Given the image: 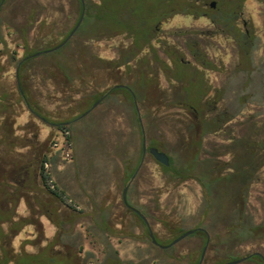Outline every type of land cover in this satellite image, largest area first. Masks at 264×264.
Segmentation results:
<instances>
[{"label":"rangeland","instance_id":"rangeland-1","mask_svg":"<svg viewBox=\"0 0 264 264\" xmlns=\"http://www.w3.org/2000/svg\"><path fill=\"white\" fill-rule=\"evenodd\" d=\"M124 1L148 23L154 20L157 6L164 3V0ZM184 1L172 2L179 7ZM226 1L219 0V6L226 8ZM231 2L228 6L235 9L236 18L249 20L264 0ZM79 14V0H9L0 10V179L7 172L12 182L22 185L21 189L18 187L16 219L29 218L11 245L16 252L42 250L38 258L30 257V264H74L70 259L73 256H78L82 264H197L205 244L203 234L195 232L169 248H161L152 242L141 218L125 205L123 192L128 186L130 204L144 211L160 245H170L186 230L202 228L205 223L206 201L200 180L187 178V170L166 172L168 167L150 153L143 165L138 166L143 155L137 106L147 129V142H153L166 153L169 150L179 153L180 161L188 156L191 161L195 155L189 154L188 149L193 141L194 119L182 104L191 74L179 79L173 60L164 50L199 68L188 42L200 49V32L205 28L214 31L216 27L196 15L178 13L169 18L160 25L154 40L160 58H153L146 48L143 54L148 58L142 64L148 67L150 75L148 80L145 75H138L136 81L135 71L127 68L137 62L132 61L122 69L109 64L108 60L117 61L121 52L132 46V37L119 33L121 27L117 25L104 28L84 24L61 48L35 55L61 44ZM184 31L192 34L186 35ZM208 40L210 53L216 56L219 67L208 73L209 83L228 84V95L221 103L225 106L233 100L232 93L246 74L241 73L231 81L238 57L230 39L214 33ZM261 40L264 52V36ZM258 55L254 61L261 72L256 76L264 72V58ZM25 56L28 58L17 78L18 62ZM140 79L144 85L138 83ZM124 84L129 85L128 89L115 87ZM261 84L257 81L250 87L254 97L237 121L252 112L264 117ZM191 85L192 98L198 101L200 80ZM113 86L110 96L93 107L96 99ZM234 122L231 127L236 130ZM62 123H69L70 146L66 144V133L56 126ZM222 137L211 135L205 141L206 147L215 152L212 141L225 140ZM44 158L48 160L46 168L53 183L64 191L75 210L54 198L43 185L39 170ZM258 178L249 192L248 212L252 222L261 224L264 170L259 171ZM217 207L214 203L210 209L222 219L227 207L218 210ZM8 226L5 225L7 230ZM225 242L233 240L225 236ZM235 250L224 257L208 248L203 264H224L227 259L238 260L256 251L264 254V238L237 244ZM239 264L263 263L254 256Z\"/></svg>","mask_w":264,"mask_h":264},{"label":"flooded vegetation","instance_id":"flooded-vegetation-1","mask_svg":"<svg viewBox=\"0 0 264 264\" xmlns=\"http://www.w3.org/2000/svg\"><path fill=\"white\" fill-rule=\"evenodd\" d=\"M84 1H85V15H86L87 0ZM172 1L173 0H165L164 3H160L157 6L156 10L161 12L164 9L166 11H169L167 12L168 14L163 18H159L160 12L159 13L157 12L156 14H154V20L149 23L144 18L138 17L136 13L137 11L130 10V8L125 9L124 13L126 17L125 19L122 20V22L124 23V26L126 25L127 27L121 29L119 33L121 32L128 33L132 37V46L128 50H123L121 52V55H119L117 61L108 60L109 64L114 66L117 64L116 66L119 69H122V66L128 67L130 63H132V61H135L137 62L135 66L134 67L131 66L130 68H127V71L128 69L130 71H135V75L137 76L136 81L138 80V75L141 76L145 75L147 78V75L148 74L150 75V72L147 71L148 67L144 68L142 62H144V59L148 58V56L143 53H145L144 51L146 48H149L153 53V58L156 59L160 58L158 47L154 46V40L157 37V32L160 29L161 24H163L169 18H171L172 16L178 13H184L187 16L196 15L201 18H205L208 20L210 25L216 27V30L214 31L205 28L200 32L201 33L200 49L197 48L196 45H191V43L188 42V46L190 47V51L192 52L195 61L200 65L199 68L194 66L191 61H184L180 55L171 54V51L169 50H164V53H166L167 56L173 60L175 66H176L175 60H181L182 62H188L192 64L195 70L198 69L200 72L199 80L201 83L200 90H201L202 106H203L202 122L207 124V127L209 128L210 126H212L211 124L214 119L219 122L218 126L213 127L214 128L213 130L206 132L202 138V148H203L202 154L206 162L211 163L212 166H217L218 169H222L224 173H231L235 170V164L239 163L241 156H243L245 159H247V161L250 162V166H249L250 169L255 171L245 191L246 195L248 196V209L250 212L249 192L252 187V183L256 181L258 178L259 171L264 170V117H260L259 115L252 112L251 114L245 116L242 120L237 121L236 119L240 115L242 109L249 102H251L252 98L254 97V92L250 91V87H254L255 82L258 81L262 83L261 85L262 88L264 89V72H262L260 76H256V73H260L261 70L259 69L260 67H258V65H256L254 61L257 54H259L258 57L264 58V52H261V48L263 44V40H261V38L264 36V3L261 4L259 10L255 9L254 17L247 20V19L236 18L235 9L232 8V5L228 6L230 3H232L231 0L230 1L225 0L226 8L224 9L221 6H219V0H197L195 2L191 0L188 1L185 0L183 4L179 5V7H176V5L173 4ZM213 2L215 5H213ZM79 4H80V14L78 20L63 41H65L68 38V36L71 34V32L74 30V28L77 26V24L80 21V18L83 13V4L81 0H79ZM151 13L154 12L151 11ZM82 24L80 25V27L73 36L76 35V33L82 27ZM143 24H148L150 27V34H148V37H150V39H147L146 36L144 35ZM108 33L112 34V31H108ZM184 33L186 35L192 34L191 32L187 33L186 31H184ZM214 33L222 37H226L234 43V44L232 43V49L235 48L236 50L238 62L234 66L231 72L233 75L231 81L235 76L236 78H238L239 74L241 73L246 74V78L242 79L240 87L239 85H236L237 91L232 93L233 100L229 101L225 106L221 105V103H223L226 96L228 95V87H227L228 84L223 86H216V85L213 86L209 83V79H208V73L211 71H216L219 68L214 58L216 56L215 55L213 56L210 53L211 47H210V41L208 40V38L211 37V34ZM73 36L71 38H73ZM108 36H112V35H108ZM27 58L28 56L22 58L18 62L17 68L20 69ZM195 78H197V76H195ZM138 83H141L142 85L145 84L142 83L141 79ZM187 85L186 87H190L191 83H187ZM114 86L106 90L96 100L97 101L101 100L102 102L106 98H108L115 89ZM127 86L129 85L124 84V87L122 88H127ZM232 91L234 90L232 89ZM246 91L247 94H245ZM133 100L134 103H137L135 98H133ZM137 113L139 120V112L137 111ZM233 122L235 123V126H238L236 130L235 129L233 130V128L231 127ZM46 123L49 125H53V123L51 122H46ZM56 126L60 127L59 128L60 131L62 130L61 125H56ZM214 134H221V136H223L222 138H224L225 140L212 141V144L216 145L215 152H212L211 148L206 147L205 141L211 135ZM143 135L144 132L142 130V147H143ZM190 146H191V142H190ZM151 148H158L160 151H162L158 146L147 142L146 155L149 153L151 154L150 152ZM142 155H143V148H142ZM143 163L142 164L140 163V167L143 165ZM222 190L224 189L222 188ZM127 201H128V205L124 202L125 205L128 208H130L135 214H137L139 218H141V216L133 210V208L135 207L130 204L128 197H127ZM248 209H247V213L249 214ZM138 210L141 212L140 209ZM144 215L146 216V214ZM141 220L145 223V221L142 218ZM208 237L210 236L209 235L207 236L206 243L208 241ZM253 253H259V254H254V256L259 258L264 264V254L259 251Z\"/></svg>","mask_w":264,"mask_h":264},{"label":"trees","instance_id":"trees-1","mask_svg":"<svg viewBox=\"0 0 264 264\" xmlns=\"http://www.w3.org/2000/svg\"><path fill=\"white\" fill-rule=\"evenodd\" d=\"M8 1L9 0H0V10ZM127 4L128 3H125L124 0H99V2L87 0L86 15L82 26L84 24H98L104 25V28H111L112 25L120 26L121 29L126 28L127 26H124V23L122 22L126 17L124 13L125 9L130 8V10L136 11V8H133L131 5L127 6ZM157 12L159 13L160 11ZM167 12L169 11L163 9V11L159 13V18L165 17L168 14ZM143 32L146 38L150 39V37H148V34H150V27L148 24H143ZM175 64V72H177L179 79H182L185 75L187 76L191 74V83H193L196 74L198 73L197 75H199L200 73L198 69L195 70L192 64L188 62L176 60ZM199 79L200 78L197 76L195 81ZM184 90L187 95L182 104L188 112L192 114V118L194 119V129L192 127L191 131L193 141L188 150L189 154L193 153L195 156L191 161L189 160V156L185 160L180 161L181 157L179 156V153L169 150L167 154L170 157V165L166 166L162 164V166L168 167L166 172H171L173 170L174 172L179 173L187 170V178L198 179L201 181L206 201L204 210L205 223L202 225L203 230H198L196 232L204 235L205 243L207 236L209 235V248L213 249L218 254L220 252L221 256L229 257V255L234 252L237 244H243L250 240L254 241L259 238H264V223L256 224L252 222L251 217L247 213L248 196L245 191L255 171L250 169V162L243 156H241L239 163L235 164V170L231 173H224L222 169H218L217 166H212L211 163L206 162L202 154V138L206 132H209L214 129L213 127L218 126L219 122L214 119L211 124L212 126H210V128L207 127V124L202 122L203 106L201 90L198 95V101H196L197 99L192 98L194 92L192 85L190 87H185ZM23 98L28 102L24 93ZM60 125L64 132L69 131L68 124L62 123ZM145 133H147L146 128ZM67 139L70 142V134L67 135ZM151 144L154 145L153 142H151ZM47 161V158H44L39 170L43 185L54 198L59 200L63 205H67L69 208L75 210L73 205L68 203V197L65 195L64 191L60 190L53 183L51 173L46 168ZM140 163L141 160L138 166H140ZM6 173L2 176L3 179H0V216H2V219L0 220V264H30V257L38 258L42 253V250L38 253H29L25 250L16 252L11 245L13 237L29 222V218L21 217L16 219V208L19 199L17 198L18 187L21 189L22 185H16L11 179H9ZM222 188L224 190H222ZM20 193L21 192H19V194ZM3 203L6 205L8 204V207L4 208L2 205ZM214 203H217V210L222 209L224 206L227 207L226 215L222 217V219L218 218V216L210 209ZM141 212L144 213L142 210ZM75 216L77 217V215ZM59 219L62 220V224L65 223L63 218ZM6 224L9 225L8 230L5 227ZM222 229L226 232L222 233ZM225 236L228 237V240H233V242L225 244ZM157 241L159 242L158 238ZM252 257H254V255ZM70 259L74 261V264H82L78 256L70 257ZM227 261L230 260L227 259ZM36 263H38V261Z\"/></svg>","mask_w":264,"mask_h":264},{"label":"water","instance_id":"water-1","mask_svg":"<svg viewBox=\"0 0 264 264\" xmlns=\"http://www.w3.org/2000/svg\"><path fill=\"white\" fill-rule=\"evenodd\" d=\"M81 1H82V4H83V13H82V16L80 18L79 23L74 28V30L71 32V34L68 36V38L65 41H63L61 44H59L58 46H56L55 48L49 49V50H45V51L37 52L35 55H40L41 53L50 52V51L59 49L62 46H64L71 39V37L75 34V32L78 30V28L82 24L83 19H84V16H85V1L84 0H81ZM213 5H215L214 2H213ZM17 78H19V68H17ZM115 87L116 88H122V87H124V85H117ZM100 102H101V100L97 101L94 104L93 107H96L98 104H100ZM137 111L139 112V121H140L142 130L144 132V135H143V147H142L143 148V156H142V162H141V164H142L144 162V160H145V156H146V152H147V139H146V135H145V130L143 128V121H142V118H141L139 106H137ZM88 113H89V111L86 112L83 116H86ZM66 124H69V123H66ZM150 152L154 156V158L158 162H160L161 164L166 165V166H169L170 165V157H169V155L165 151H160L158 148H151L150 149ZM127 191H128V186L124 189V192H123V200L128 205V201H127ZM133 210L135 212H137L141 216V218L145 221V223H146V225H147V227L149 229L150 237L152 239V242L154 244L160 246L161 248H169L171 245H175V244L179 243L180 241H182L186 237L194 234L196 231L203 230V228L188 229V230H186L185 233H183L181 236H179L177 239H175L170 245H160L159 242L157 241V238L155 236V233H154V231H153V229L151 227V224H150L149 220L147 219V217L143 213H141L138 209L133 208ZM209 243H210V237H208V241H207L206 245L204 246V248L202 250V254H201L200 261H199L198 264H203L204 259H205L206 254H207V251H208ZM254 254H259V253L248 254V255L243 256L242 258H240L238 260L228 261V262H226L224 264H239V263H242L243 261L251 258Z\"/></svg>","mask_w":264,"mask_h":264},{"label":"built area","instance_id":"built-area-1","mask_svg":"<svg viewBox=\"0 0 264 264\" xmlns=\"http://www.w3.org/2000/svg\"><path fill=\"white\" fill-rule=\"evenodd\" d=\"M63 132H64V131H63ZM64 133H66V139H67V135L70 134V132H69V131H66V132H64ZM66 144L70 146V145H71V141L69 142V140L67 139ZM67 155H69V154H67Z\"/></svg>","mask_w":264,"mask_h":264}]
</instances>
